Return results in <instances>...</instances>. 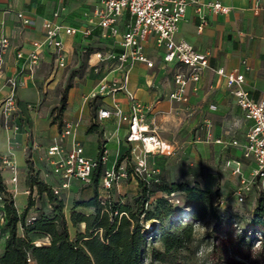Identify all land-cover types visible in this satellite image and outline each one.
<instances>
[{
  "label": "crops",
  "instance_id": "1",
  "mask_svg": "<svg viewBox=\"0 0 264 264\" xmlns=\"http://www.w3.org/2000/svg\"><path fill=\"white\" fill-rule=\"evenodd\" d=\"M221 1L225 6L231 8L230 12L226 15L206 13L207 24L200 33L197 31L198 17L193 7L187 8L185 17L179 24L176 39L189 42L199 52L209 53L210 66V69L205 72L203 79L198 83L196 90H189L188 102L180 105H193L197 108L201 119V125L197 128L204 130L208 136L214 135L217 127L225 129L222 136H212V140L208 141L211 145L205 148L210 154L219 151V155L223 159L228 158L227 162L239 161L241 163V176L247 178L251 173L253 163L243 157V151L239 146H233L231 143L232 141H237L238 143L244 141L250 122L244 118L242 111L227 91L224 80L212 70L223 68L227 72L233 69L244 72L246 87L250 90L251 97L255 100L264 97L262 94L264 89V12L262 11L257 15L253 13L251 9L253 0ZM98 3L99 0H0V39L7 38L9 40V48L4 56L3 75L0 77V103L8 94V89L4 84L5 76L15 75L24 82V86L19 88L16 93L19 109L14 115V123L18 125L19 130L11 149H9L8 145V137L11 133L3 129L0 114V155H4L11 150L15 166L13 171L3 164L5 169L2 171V177L10 190L16 188L14 199L20 193V189L25 195L21 206L15 204L19 213L27 206L29 191L26 184L18 183V180L20 181L22 177L27 175L24 160L26 148L30 149V159L35 169L39 172L40 178L52 187L60 185V180L51 172L52 167L47 156V150L53 144L61 128L58 129L57 124L51 123L45 114L38 117L36 112L29 111L26 108L27 104H33L38 101L39 97L35 83L39 82L40 79L36 75L40 67L43 64H50L53 58L50 52L45 50L32 78L27 75V72L21 73L24 58L31 51L33 42L43 40V21L53 20V12L61 9L63 10L56 22L78 30L74 36H61L66 53V64L73 52V44L80 36L83 39L98 37L102 45L98 47L95 53L99 49H111L115 53H120V49L116 46L118 39L103 38L99 27L92 26V32L89 36H84L82 33L84 29L89 27L87 15L98 6ZM261 6L264 7V0H261ZM19 13L30 19L32 25H24L21 19L17 17ZM127 20L128 16L124 14L119 23V28L122 32L125 30ZM143 52L146 58L153 63V67L148 68L144 63L135 62L129 69L128 89L142 104L151 107L146 114V122L153 129L150 117L159 112L168 111L172 104L167 101L166 95L173 89V66L163 63L162 51L157 49L154 37H148L146 42H144ZM18 53H22L23 58L18 59ZM95 53L91 55L90 59L94 69L98 70V68L104 66V68L108 67L109 71L107 70L106 76L96 84L93 90L102 81L120 78V73L115 69V63L111 61L100 62L96 58ZM47 59H50V61ZM245 65L249 67L248 71L244 70ZM46 84H48V80L45 82ZM30 90L35 92L34 99L22 98V93ZM115 100L124 112L128 111V101L122 92L115 95ZM68 103H70V100ZM112 104L110 97L104 98L101 100V106L98 110L100 108H110ZM70 115L72 116L69 117ZM96 116L97 113L95 117L87 118L86 115H83V111L76 110L73 114L65 112L62 118L63 124L66 122H78L75 138L82 145L84 155L90 159L96 158L88 156L85 152L84 143H95L98 147L97 155L100 147L98 135L96 133L87 134L86 132L87 128L96 120ZM218 117H222L225 120L220 125L216 121ZM104 123L114 125L110 138L105 139L102 144L106 151V168H111L120 158L119 146L121 142L125 145H131L125 141L127 135L126 124L119 125L113 117L97 121L96 124L98 126ZM119 133H121V138L118 137ZM29 134L30 138L28 139L27 135ZM158 136L175 147V152L172 155L160 156L171 157L180 153L181 147L177 141L167 139L159 134ZM109 143L116 146L114 155L110 158L107 150V144ZM197 143L198 141H195V144ZM153 155L159 156V154H149L147 156ZM190 156H194V152H191ZM228 169L238 180L235 188L237 190L240 176L233 174L231 168L228 167ZM5 174H8V177H5ZM13 178H16V180H13ZM13 181L16 183L13 184ZM124 185H122L123 193L127 191H133L132 194L137 193L138 183L136 179H128ZM81 186L82 183L79 180L72 179L70 185L62 189L61 192L66 191L69 196L74 197L79 189L80 200H86L93 196L94 188L91 185ZM36 207L38 206L35 205L34 208Z\"/></svg>",
  "mask_w": 264,
  "mask_h": 264
},
{
  "label": "built area",
  "instance_id": "2",
  "mask_svg": "<svg viewBox=\"0 0 264 264\" xmlns=\"http://www.w3.org/2000/svg\"><path fill=\"white\" fill-rule=\"evenodd\" d=\"M188 7H193L198 17L197 31L199 33L207 24L206 13L226 15L231 10L221 0H99L98 6L87 15L89 27L82 31L84 36H89L92 26H97L101 29L103 38L118 39L116 46L120 49V53H115L111 49H99L95 53L100 62H114L115 69L120 73L119 79L102 81L92 91L91 98L101 97L102 100L110 97L113 103L110 108H100L97 111L96 120L113 117L119 125H127L125 141L131 145L130 154L136 162L134 170L129 175L123 162L116 161L111 168H106L104 147H102L100 159L86 157L82 145L75 138L78 122H66L47 150L52 167L51 172L60 180L59 186L52 187L54 193L59 194L62 189L67 188L72 179H77L84 185L90 184L93 172L102 165L100 197L104 201L108 190L118 181L129 177L140 178L146 174L147 155L168 156L175 152V147L162 140L147 124L146 114L151 107L142 104L128 89L129 69L135 62L144 63L148 68L153 67V63L144 55L143 44L148 37H154L157 49L162 51L163 63L173 66V89L166 98L178 104L188 102L189 90H196L205 72L210 69L209 53L199 52L189 42L176 39L179 24L184 19ZM251 9L256 15L264 12L261 0H253ZM62 10L53 12V20L43 21L44 38L42 41L33 42L31 51L24 58L21 73L27 72V75L32 78L45 50L50 52L56 69L66 66V53L61 36H74L78 30L56 22ZM124 14L128 16V20L122 32L119 23ZM17 17L24 25H32V21L21 13L17 14ZM8 48L9 40L0 39V77L3 75L4 56ZM17 58H23L22 53H18ZM244 70L248 71L249 67L245 65ZM212 71L224 80L227 91L242 111L244 118L250 122L244 141L231 143L233 146H239L243 151V157L253 163L250 175L247 178L241 176L239 161L226 163L233 174L240 176L236 190L238 200L242 201L254 185L259 188L264 197V97L258 100L251 97V92L246 87L244 72L238 69L227 72L223 68ZM4 84L8 94L0 103V114L3 129L11 133L8 137V145L11 149L19 130L18 125L14 123V115L19 109L16 93L24 86V82L14 75L5 76ZM119 92L127 98V112H124L115 100V95ZM262 94L264 96V89ZM26 108L33 111L35 106L27 104ZM96 120L93 124L97 123ZM0 158L4 165L15 170L11 150L0 155ZM3 207L4 202L0 193V222L5 221Z\"/></svg>",
  "mask_w": 264,
  "mask_h": 264
},
{
  "label": "rangeland",
  "instance_id": "3",
  "mask_svg": "<svg viewBox=\"0 0 264 264\" xmlns=\"http://www.w3.org/2000/svg\"><path fill=\"white\" fill-rule=\"evenodd\" d=\"M76 40L73 44V52L64 68L56 69L54 61H51L50 64H43L36 75L40 79L39 82L35 83L39 99L32 104L35 106L32 112H36L38 117L45 114L51 123L57 124L58 129L62 127V118L65 112L73 114L77 110L83 111V115H86L87 118L95 117L98 108L101 106V97L91 98L90 95L96 84L106 76L107 70L109 71V68H104L102 63V67L98 70H95L90 63L91 55L102 45L98 37L83 39L80 36ZM47 60L50 61V59ZM47 80L48 84L45 85ZM69 85L74 89L71 90L70 88L67 91L66 101L62 104V96ZM34 96L33 90L22 93V98L25 99H34ZM166 99L172 103L169 110L152 115L150 117L152 126L159 135L177 141L181 150L180 153L171 157L147 156V172L140 179L157 184L165 182L196 184L211 192L216 215L208 214L205 218L196 220L193 218L191 208L187 206V199L182 192H175L174 195H166L162 191L155 192L150 198V206L154 205L157 198L166 197L175 210L168 219L163 221V227L160 229L150 230V224L158 228L157 220L146 222L144 231H150L147 234V243L143 251V264H264V224L254 221L252 217V210L257 200L259 198L264 199L262 193L254 185L244 199L239 201L235 189L238 180L228 169L226 164L228 158L223 159L219 155V151L210 154L205 148L211 145L208 141L212 140V136H222L225 129L217 127L214 135L208 136L204 130L197 128L201 125V119L195 106L180 105L168 98ZM69 100L70 103H68ZM61 108H63L62 112L60 111ZM216 121L220 125L225 120L218 117ZM113 129L114 125L109 123L100 124L96 127L94 133L98 135L99 146H102L105 139L110 138ZM27 137L29 139L30 134ZM118 137L121 138V133L118 134ZM195 141L198 143L195 144ZM84 148L88 156L97 158L98 147L95 143L86 142ZM130 149L129 145L121 142L119 155L120 157L125 155L122 162L127 170L133 171L136 161L132 158ZM107 150L110 158L114 155L116 146L109 143ZM191 152H194V156H190ZM30 154V149L26 148L25 164L28 160L33 165ZM3 166L0 158L1 179L6 185L7 192L12 195L14 205L21 206L25 195L20 189V193L14 199L16 188L9 189L2 177V171L5 169ZM34 170L38 172L35 167ZM5 177H8V174H5ZM26 179L27 175L22 177L20 181L18 180V183L26 184ZM127 181L128 179L118 181L108 192V198L112 203L134 205L135 195L132 194L133 191L123 193L122 185L125 186L124 183ZM15 183L13 181V184ZM84 186L86 185L82 184L81 187ZM1 196L4 202L6 195L1 193ZM58 197L64 202L63 212L67 220L69 235L75 239L79 232L85 231L84 223L73 226L69 220L73 202L80 200L79 189L74 197L69 196L66 191L60 192ZM29 201L38 206L37 212H33V214L52 213V203L47 201L45 194L39 195L35 189L31 192L28 191L27 203ZM74 209L85 213L92 211L91 208L82 206H77ZM184 210L188 211V219L183 216ZM30 215L28 213V216ZM187 222H191L194 228L190 242L167 250L160 240L163 228L172 230L178 223ZM22 232L23 230L19 227L18 233L22 234ZM6 236V225L4 222H0V253L3 250ZM27 237L32 239L35 244L49 242V236L44 232L31 231Z\"/></svg>",
  "mask_w": 264,
  "mask_h": 264
},
{
  "label": "trees",
  "instance_id": "4",
  "mask_svg": "<svg viewBox=\"0 0 264 264\" xmlns=\"http://www.w3.org/2000/svg\"><path fill=\"white\" fill-rule=\"evenodd\" d=\"M67 86L62 96V104L66 101ZM63 108L60 109L62 112ZM97 125L91 124L86 132L94 133ZM103 148L99 147L97 159H100ZM128 157V155H126ZM125 159L122 155L118 163ZM27 164L26 185L29 192L35 189L37 193L45 194L47 201L52 203V213L37 212L32 202L19 213L14 205L12 195L7 192L6 185L0 176V192L4 193L3 212L7 236L0 253V264H143V251L147 243V234L152 229L163 227V221L168 219L175 209L166 197L156 199L153 206L150 198L162 191L166 195L182 192L187 199V206L191 208L193 218L200 220L208 214L216 215L211 192L200 188L196 184L185 182L150 183L145 179H137L138 191L134 194V205L112 203L107 197L102 201L100 197V177L103 171L99 165L92 175L91 185L94 188L92 197L86 200H75L70 212L69 220L73 226L84 223L85 231L79 232L72 239L68 232V224L63 208L64 202L54 193L52 186L39 178L30 161ZM129 175L131 171L127 170ZM128 179H131L130 177ZM82 206L91 208L89 213L76 211L74 208ZM28 213L31 215L28 216ZM28 216V217H27ZM264 199L259 198L252 210L253 220L264 224ZM157 220L158 228L149 225L147 221ZM155 225V224H154ZM23 230L18 233V228ZM31 231L44 232L49 236V242L35 244L27 237ZM194 234L191 222L178 223L172 230L163 228L160 240L167 250L183 246L190 242Z\"/></svg>",
  "mask_w": 264,
  "mask_h": 264
},
{
  "label": "bare ground",
  "instance_id": "5",
  "mask_svg": "<svg viewBox=\"0 0 264 264\" xmlns=\"http://www.w3.org/2000/svg\"><path fill=\"white\" fill-rule=\"evenodd\" d=\"M149 148H151V147L149 146ZM183 213H184L183 216H184L186 219H188V218H189V216H188V211H187V210H184Z\"/></svg>",
  "mask_w": 264,
  "mask_h": 264
}]
</instances>
